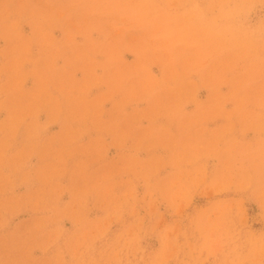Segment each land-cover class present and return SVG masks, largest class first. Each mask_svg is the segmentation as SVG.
<instances>
[{"label": "rangeland", "instance_id": "1", "mask_svg": "<svg viewBox=\"0 0 264 264\" xmlns=\"http://www.w3.org/2000/svg\"><path fill=\"white\" fill-rule=\"evenodd\" d=\"M0 264H264V0H0Z\"/></svg>", "mask_w": 264, "mask_h": 264}]
</instances>
